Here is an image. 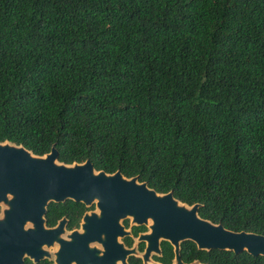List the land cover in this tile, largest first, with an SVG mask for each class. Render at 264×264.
Returning <instances> with one entry per match:
<instances>
[{
    "label": "trees",
    "instance_id": "obj_1",
    "mask_svg": "<svg viewBox=\"0 0 264 264\" xmlns=\"http://www.w3.org/2000/svg\"><path fill=\"white\" fill-rule=\"evenodd\" d=\"M5 141L138 176L203 219L264 235V0H0ZM87 211L52 203L47 224L72 230ZM181 255L264 264L193 242ZM157 260H174L169 243Z\"/></svg>",
    "mask_w": 264,
    "mask_h": 264
},
{
    "label": "water",
    "instance_id": "obj_2",
    "mask_svg": "<svg viewBox=\"0 0 264 264\" xmlns=\"http://www.w3.org/2000/svg\"><path fill=\"white\" fill-rule=\"evenodd\" d=\"M67 201L87 207L81 227L69 232L66 217L49 227V206ZM200 208L181 202L173 192L158 193L138 176L98 171L90 160L63 163L55 147L39 156L23 145L0 142V264H129L131 256L143 264H161L154 257L163 255L164 241L174 247L172 264H186L181 246L188 241L200 251L264 257V235L228 230L203 219ZM142 226L147 231L128 249L122 239ZM141 242L144 252L138 249Z\"/></svg>",
    "mask_w": 264,
    "mask_h": 264
},
{
    "label": "flooded vegetation",
    "instance_id": "obj_3",
    "mask_svg": "<svg viewBox=\"0 0 264 264\" xmlns=\"http://www.w3.org/2000/svg\"><path fill=\"white\" fill-rule=\"evenodd\" d=\"M93 209V208H92ZM83 217H84V215H83ZM83 217H82V219L80 220V223H79V226L78 227H75L74 229H72V230H70L69 229V219H68V225H67V229H68V231L70 232V231H73V230H76V229H79L80 227H81V222H82V220H83ZM127 222H128V224H127ZM124 225H125V227L127 228V230H129L130 229V221L129 220H126L125 222H124ZM56 226V225H55ZM50 227V226H49ZM54 227V226H53ZM135 228V227H134ZM134 228L132 229V234H133V236H126V237H124L123 239H122V242L124 243V245L128 248V249H130V248H132L134 245H135V242H136V239L139 237V234L140 233H142V232H146L147 231V228H146V230L145 231H142V232H140L139 234H138V236H135L134 235ZM189 242V241H188ZM164 243H169V242H166V241H164V242H162V244H161V249H162V253H163V244ZM185 243V242H184ZM184 243H182V246H181V252H182V248H183V244ZM170 244V243H169ZM195 244V243H194ZM171 245V244H170ZM196 245V244H195ZM172 246V245H171ZM197 246V245H196ZM172 248H173V251H174V247L172 246ZM138 249H139V251L140 252H144L145 251V249H146V243L145 242H141V243H139V245H138ZM197 249H198V247H197ZM199 250V249H198ZM181 257H182V255H181ZM132 258H136V257H134V256H131L130 258H129V264H130V261H131V259ZM157 258H159V257H157V256H155L154 257V259H155V261H157V262H159V263H161L159 260H157ZM174 258H175V252H174ZM136 259H139V260H141L142 261V264H143V260L142 259H140V258H136ZM27 261V260H26ZM195 261H200V260H193V261H190V262H185L186 264H191V263H193V262H195ZM172 262H173V260H172ZM172 262H171V264H172ZM201 262V261H200ZM202 263V262H201ZM162 264V263H161ZM203 264V263H202Z\"/></svg>",
    "mask_w": 264,
    "mask_h": 264
}]
</instances>
